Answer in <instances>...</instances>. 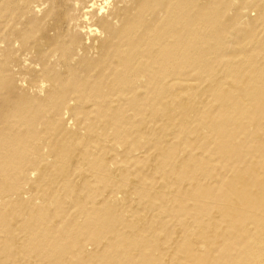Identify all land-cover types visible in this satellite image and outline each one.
I'll use <instances>...</instances> for the list:
<instances>
[{
    "label": "bare ground",
    "instance_id": "6f19581e",
    "mask_svg": "<svg viewBox=\"0 0 264 264\" xmlns=\"http://www.w3.org/2000/svg\"><path fill=\"white\" fill-rule=\"evenodd\" d=\"M0 264H264V0H0Z\"/></svg>",
    "mask_w": 264,
    "mask_h": 264
},
{
    "label": "rangeland",
    "instance_id": "374dc122",
    "mask_svg": "<svg viewBox=\"0 0 264 264\" xmlns=\"http://www.w3.org/2000/svg\"><path fill=\"white\" fill-rule=\"evenodd\" d=\"M237 5H238V2L235 3V6H237ZM235 12H236L235 10L234 11H230V12H228V15L230 17H232V16L235 15ZM240 12H241V16H242V20L241 21L244 22V23L243 22H241V23L244 24V25L247 24L251 20L257 19V17H258V12L256 10L254 11V9L252 7H250L247 10H242ZM121 195L122 196H125L126 194L125 195L121 194ZM67 203H68V205H72L73 201L72 200H67ZM136 203L137 202H134V205H136ZM53 206L54 205H49L50 208H53Z\"/></svg>",
    "mask_w": 264,
    "mask_h": 264
}]
</instances>
